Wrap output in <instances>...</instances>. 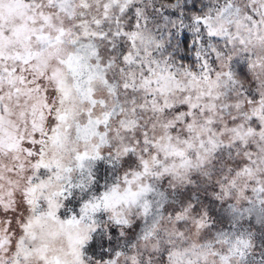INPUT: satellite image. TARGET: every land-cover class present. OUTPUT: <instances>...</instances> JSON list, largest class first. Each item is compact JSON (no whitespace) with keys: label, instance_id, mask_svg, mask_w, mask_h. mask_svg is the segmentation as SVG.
Returning <instances> with one entry per match:
<instances>
[{"label":"snow or ice","instance_id":"1","mask_svg":"<svg viewBox=\"0 0 264 264\" xmlns=\"http://www.w3.org/2000/svg\"><path fill=\"white\" fill-rule=\"evenodd\" d=\"M0 264H264V0H0Z\"/></svg>","mask_w":264,"mask_h":264}]
</instances>
